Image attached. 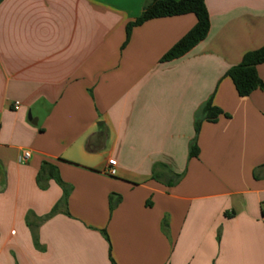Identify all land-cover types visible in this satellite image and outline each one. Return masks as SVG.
<instances>
[{
	"label": "crops",
	"instance_id": "0c3cea01",
	"mask_svg": "<svg viewBox=\"0 0 264 264\" xmlns=\"http://www.w3.org/2000/svg\"><path fill=\"white\" fill-rule=\"evenodd\" d=\"M148 1L0 2V264H264V64L247 97L225 75L264 46V0H204L169 61L196 18L127 37ZM209 98L227 116L189 157Z\"/></svg>",
	"mask_w": 264,
	"mask_h": 264
},
{
	"label": "trees",
	"instance_id": "16d2710c",
	"mask_svg": "<svg viewBox=\"0 0 264 264\" xmlns=\"http://www.w3.org/2000/svg\"><path fill=\"white\" fill-rule=\"evenodd\" d=\"M185 14L194 15L196 23L191 30L163 56L162 61L179 58L203 40L208 33L209 14L204 0H150L144 5L141 15L133 22L127 24V37L134 26L140 25L148 20ZM260 64H264V46L247 52L238 65L226 72L225 75L231 79L239 97H247L255 90L263 88V82L256 71V67ZM220 115L225 114H223L219 108L212 105L211 98L200 107L196 117L195 137L190 146L189 157H196L198 154L196 136L199 132L200 124L202 122L214 123ZM87 149H91L89 142L87 144ZM45 165L48 166V164L44 163L43 166ZM44 168L45 167H42L41 171H43ZM55 177V179L59 181V178L57 176ZM112 207L111 205V208ZM34 244L37 245L36 238H34ZM111 264H114L112 260Z\"/></svg>",
	"mask_w": 264,
	"mask_h": 264
},
{
	"label": "built area",
	"instance_id": "2783aa9c",
	"mask_svg": "<svg viewBox=\"0 0 264 264\" xmlns=\"http://www.w3.org/2000/svg\"><path fill=\"white\" fill-rule=\"evenodd\" d=\"M18 107V103H16L14 105V108L16 109ZM29 156V153L28 152H24L23 155H22V158H21V161H25ZM115 166H116V162L115 160L113 159H108L107 160V170H106V173L109 175V176H114L115 175Z\"/></svg>",
	"mask_w": 264,
	"mask_h": 264
},
{
	"label": "water",
	"instance_id": "95a60500",
	"mask_svg": "<svg viewBox=\"0 0 264 264\" xmlns=\"http://www.w3.org/2000/svg\"><path fill=\"white\" fill-rule=\"evenodd\" d=\"M2 0H0V2H1ZM30 118V117H29Z\"/></svg>",
	"mask_w": 264,
	"mask_h": 264
}]
</instances>
